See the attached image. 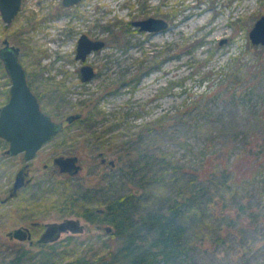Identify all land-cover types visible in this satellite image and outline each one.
Wrapping results in <instances>:
<instances>
[{"label": "rangeland", "instance_id": "1", "mask_svg": "<svg viewBox=\"0 0 264 264\" xmlns=\"http://www.w3.org/2000/svg\"><path fill=\"white\" fill-rule=\"evenodd\" d=\"M83 2L72 9L60 0H22L9 23L0 13V46L3 37L20 46L43 110L56 119L83 113L29 160L25 193L19 187L9 195L24 158L8 154L0 137V258L29 245L8 229L26 225L38 237L46 221L85 222L54 203L58 191L90 190L101 207L98 200L132 191L140 197L136 212L192 193L181 217L191 244L187 264H264V44L249 37L264 0ZM76 11L91 23L106 12L107 46L90 55L98 71L87 83L77 76L76 35L62 41L60 34ZM47 12L59 17L43 20ZM148 15L163 17L168 27L133 29L131 20ZM10 84L0 58V106ZM58 153L77 154L81 170L48 174ZM99 235L107 238L106 229L63 231L65 251L55 256L92 254Z\"/></svg>", "mask_w": 264, "mask_h": 264}, {"label": "trees", "instance_id": "2", "mask_svg": "<svg viewBox=\"0 0 264 264\" xmlns=\"http://www.w3.org/2000/svg\"><path fill=\"white\" fill-rule=\"evenodd\" d=\"M21 188L24 193L28 192L29 183ZM58 193L60 197L54 204L60 212H75L91 223L109 224L112 230L107 231V238L99 235L98 249L92 254L76 253L63 260L55 256L65 251L61 249L65 244L63 241L55 240L41 246L20 243L9 255L0 258V264H187L191 244L187 241L181 217L194 194L172 198L163 209L147 208L136 212L140 197L127 191L98 200L104 205L103 211L99 212L97 207L101 206L92 203L95 199L90 190Z\"/></svg>", "mask_w": 264, "mask_h": 264}, {"label": "water", "instance_id": "3", "mask_svg": "<svg viewBox=\"0 0 264 264\" xmlns=\"http://www.w3.org/2000/svg\"><path fill=\"white\" fill-rule=\"evenodd\" d=\"M78 0H63V3L70 5ZM21 8V0H0L1 17L6 23H9L15 14ZM133 24L144 31L158 32L160 29L168 27V21L163 17L148 15V17L138 18L133 20ZM249 31V37L253 43L264 44V14H260L256 18ZM223 41V40H222ZM77 56L85 57V53L90 48H96L102 45V42L97 40L93 43L85 42V46L78 44ZM18 46L9 44L7 38L4 39V44L0 46V57L4 60V67L10 77L9 98L0 106V137L8 141V147L5 151L10 155L22 152L24 160L27 162L32 159L37 150L47 141L52 135L57 133V130L62 126V121H55L50 114L40 108L36 94L31 91L26 80V69L18 59ZM83 79L87 80L94 74L91 66H82ZM78 113H71L67 116V120H72L78 117ZM54 162L59 165L61 171L74 173L81 168V164L77 163L76 155L65 156L58 154L54 157ZM25 166V165H24ZM25 167H21L15 175V179L10 186L9 195L17 193L20 186L25 184L21 173ZM97 228L111 231L112 226L105 224L103 226L97 224ZM85 229L84 222H81L80 217L64 216L61 220H51L44 222L39 236L34 239L38 245H45L58 240L63 231H78ZM7 235L16 239H27L29 244L33 243L32 232L26 225L8 229Z\"/></svg>", "mask_w": 264, "mask_h": 264}, {"label": "flooded vegetation", "instance_id": "4", "mask_svg": "<svg viewBox=\"0 0 264 264\" xmlns=\"http://www.w3.org/2000/svg\"><path fill=\"white\" fill-rule=\"evenodd\" d=\"M44 1H46V0H44ZM84 0H78V1H76V2H73V4H70V5H67V4H65V3H63V0H60V7L62 6V7H65V8H72V9H78V8H80L82 5H84V2H83ZM21 2H22V0H21ZM21 7H22V5H21ZM21 9V8H20ZM82 10V9H81ZM19 12V11H18ZM63 13V12H62ZM17 14V13H16ZM15 14V15H16ZM105 14H106V12H104V15L103 16H101V18H100V16L99 17H96L95 18V20L97 21H95V23L93 22V23H91L90 22V20H89V16H88V14L85 12V13H81V11L80 12H73V19H72V27L69 29H66V31L65 32H63V33H60V34H63L64 35V38L63 39H61L62 41L63 40H66V37H65V35H67L68 33L70 34H73V35H76V39H75V50H74V52H75V56H76V58L79 60V65L77 66L78 67V73H77V76L80 78V80L82 81V82H85V83H87V81H90L91 79H93L94 78V76L97 74V66L95 65V62L94 61H92V59H91V57H90V55H92L93 53H97V51H99V50H101L102 48H104L105 46H107V39H108V33H107V23H106V20L104 19V17H105ZM58 18L59 17V12L57 13H54L53 14V12H52V14L50 13V12H47L46 14H44V18H43V20L44 19H48V21H50V18ZM139 18H143V17H139ZM132 21V24H133V20H131ZM10 22V21H9ZM6 23V22H5ZM133 29H136V30H141V29H139V27H137L136 25H134L133 24ZM149 32V31H148ZM153 32V31H152ZM155 33V32H154ZM68 36V35H67ZM6 37H3V44H4V39H5ZM68 38V37H67ZM8 39V38H7ZM9 40V39H8ZM97 40H99V41H101L102 42V45H100V46H97L96 48H90L89 50H87L86 51V53H85V57L83 58L82 56H77V52H78V44H80L81 46H85V42H87V43H93V42H96ZM2 44V45H3ZM9 44H14V45H16V46H18V48H19V52H18V59L20 60V62H21V59H20V55H21V48H20V46L18 45V44H15V43H12V42H10L9 41ZM1 45V46H2ZM1 58V57H0ZM2 59V58H1ZM4 61V60H3ZM22 63V65H23V62H21ZM86 65H89V66H91L92 67V69H93V72H94V74H93V76L91 77V78H89V79H87V80H84L83 79V72H82V66H86ZM23 67H24V65H23ZM24 69H26L25 67H24ZM29 76H28V71H27V69H26V80H27V82H28V84H29V86H30V89H31V91H33L35 94H36V96H37V100L39 101V104H40V108L43 110V108L41 107V101L39 100V98H40V96H41V94L38 92H35V90H33V86H32V81L28 78ZM52 87V86H51ZM53 88V87H52ZM51 88V89H52ZM53 93H54V90H53ZM44 111V110H43ZM45 112H47V111H45ZM79 112V115H78V117H76V118H74V119H72V120H67V116L69 115V114H71V113H78ZM48 114H50L49 112H47ZM50 116H51V118L53 119V120H55V121H62V126L57 130V133H59V132H61L63 129H64V127L67 125V126H71L72 125V123H75V122H77L78 120H82L83 119V113H82V111H75V112H69V113H67L65 116H63V117H60V118H55V117H53L51 114H50ZM57 133H55L54 135H52L50 138H52V137H54L55 135H57ZM50 138H48V139H50ZM47 139V140H48ZM47 142V141H46ZM45 143V142H44ZM43 146V145H42ZM41 146V147H42ZM40 147V148H41ZM39 148V149H40ZM38 149V150H39ZM37 150V151H38ZM19 153H21L22 154V152H19ZM37 153V152H36ZM58 154H63V155H65V156H69L70 154L71 155H76L77 156V163H79L78 162V160H79V156L77 155V154H75V153H69V154H64V153H58ZM36 156V155H35ZM34 156V157H35ZM55 156H57V155H55ZM55 156H53V158H52V162L54 163V164H56L55 162H54V157ZM24 158V157H23ZM104 161H106V158L103 156V157H101V162H104ZM112 167H113V164H114V162H113V159L112 160H108L107 161ZM81 164V163H80ZM25 165V166H24ZM44 165H45V167H48V165H47V163H44ZM21 167H25L24 168V170L22 171V173H21V177L22 178H24V180H25V184H23L22 186H24V185H27L30 181H31V179H32V177L31 176H29L28 175V173H29V168H30V166H29V161H25L24 160V163L21 165ZM20 167V168H21ZM81 167H82V164H81ZM19 168V169H20ZM18 169V170H19ZM17 170V171H18ZM81 170V168L78 170V171H80ZM59 171L60 172H63V173H66V174H72V175H76V173L78 172V171H76V172H74V173H69L68 171H61L60 170V167H59V165L58 164H56V167H53L52 168V170L51 171H47V173H59ZM22 186H20V187H22ZM97 209H98V211L99 212H102L103 211V207H97ZM79 217V216H78ZM84 217V216H83ZM85 219H86V221L84 222V227H89V228H91V227H96V225L97 224H99V225H101V226H103V225H105V224H107V223H105V224H101V223H99V222H94V223H91L86 217H85ZM32 224H38V222H36V221H33L32 222ZM43 226H44V223H43V225H42V228H43ZM29 227V226H28ZM29 230H30V228H29ZM31 232H32V230H31ZM33 238V243L32 244H38L37 243V241H35L34 239H36L37 237H32Z\"/></svg>", "mask_w": 264, "mask_h": 264}]
</instances>
